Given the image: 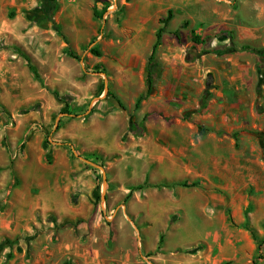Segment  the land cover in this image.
Segmentation results:
<instances>
[{
	"label": "rangeland",
	"instance_id": "374dc122",
	"mask_svg": "<svg viewBox=\"0 0 264 264\" xmlns=\"http://www.w3.org/2000/svg\"><path fill=\"white\" fill-rule=\"evenodd\" d=\"M263 50L264 0H0V264H156L173 237L146 236L127 207L167 190L226 206L264 260ZM157 139L191 147L157 160Z\"/></svg>",
	"mask_w": 264,
	"mask_h": 264
},
{
	"label": "crops",
	"instance_id": "0c3cea01",
	"mask_svg": "<svg viewBox=\"0 0 264 264\" xmlns=\"http://www.w3.org/2000/svg\"><path fill=\"white\" fill-rule=\"evenodd\" d=\"M111 121L114 122V119ZM221 140L220 138L210 144L199 142L192 148L207 147L216 152L224 151L228 143ZM146 147L166 151L161 157L158 155L150 156L159 160L161 158H175L177 157L176 150L189 149L191 145L189 142L175 141L174 144L157 139ZM103 151L110 155L111 147L104 148ZM223 154L225 155V153ZM144 156L145 154L141 157ZM216 158H218L216 155L212 157V159ZM219 158L222 159V154ZM223 160L226 161L225 158ZM239 164L243 165L242 162ZM188 166L186 167L188 169L187 174L190 177V174L194 175V173L189 170ZM163 178L177 179L170 172H165ZM174 193L182 198L184 191L136 192L127 207V212L135 216V223L146 236H148L146 230L153 229L169 230L168 234L173 237V241L167 243L163 248L166 253L151 257L152 261L156 264H227L229 262L232 264H253L255 248L249 239L246 241L245 236H239L236 229L227 224L226 206L216 203L213 201V197L209 195L192 199L189 203L183 199H175ZM175 213H178V219L171 223L170 217ZM199 243L202 244L201 248L192 250L193 246ZM177 249H189L190 252H179ZM82 256L87 258L86 254ZM255 261L256 264H264V260L256 258Z\"/></svg>",
	"mask_w": 264,
	"mask_h": 264
},
{
	"label": "trees",
	"instance_id": "16d2710c",
	"mask_svg": "<svg viewBox=\"0 0 264 264\" xmlns=\"http://www.w3.org/2000/svg\"><path fill=\"white\" fill-rule=\"evenodd\" d=\"M46 17V15H45ZM36 22H38L39 24L45 21V18H40V17H36L34 19ZM42 25V24H41ZM164 33V29H159L156 33V41L152 47V55L149 59V69H148V73H147V78H146V96H149L152 92H153V84H154V79H155V65H154V56L155 53L158 49V47L161 45V39H162V34ZM231 39V35L229 33L223 32L221 33L219 40L221 42L226 41ZM194 42L196 44H203L204 41H202L200 39V37H194ZM241 51H249L251 50L249 47L247 46H243L241 49ZM96 55L99 56V52L94 51ZM232 52H238L237 49L234 48H228L226 46L223 45H218L215 47H212L210 49V53L212 54H216V55H223V54H229ZM259 57L261 59V62L263 63V68H264V50L260 51L259 53ZM110 96H112L119 104V106L124 109V105L121 102V100L117 97V96H113L112 94H110ZM145 132V128L142 124L136 122L135 118L133 116L130 117V126H129V133L135 137V138H139L142 137L143 134ZM197 183H194L192 186H196ZM253 235V238L255 239V241H258L257 235L254 234V232H251ZM260 259H262V256H259ZM228 264V263H227ZM253 264H256V261H253Z\"/></svg>",
	"mask_w": 264,
	"mask_h": 264
},
{
	"label": "water",
	"instance_id": "95a60500",
	"mask_svg": "<svg viewBox=\"0 0 264 264\" xmlns=\"http://www.w3.org/2000/svg\"><path fill=\"white\" fill-rule=\"evenodd\" d=\"M90 164H92L94 167H97V168L103 170L100 166H98V165H96V164H93V163H90ZM104 185H107V181H106L105 178H104Z\"/></svg>",
	"mask_w": 264,
	"mask_h": 264
}]
</instances>
